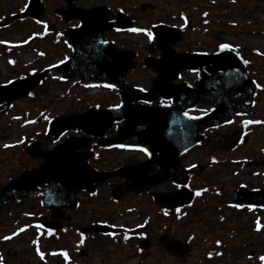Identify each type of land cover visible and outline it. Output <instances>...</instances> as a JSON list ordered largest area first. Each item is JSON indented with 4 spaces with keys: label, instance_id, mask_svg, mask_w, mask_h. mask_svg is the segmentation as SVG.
Instances as JSON below:
<instances>
[{
    "label": "flooded vegetation",
    "instance_id": "af4514ba",
    "mask_svg": "<svg viewBox=\"0 0 264 264\" xmlns=\"http://www.w3.org/2000/svg\"><path fill=\"white\" fill-rule=\"evenodd\" d=\"M7 1L13 5L10 13L20 11L28 3V0ZM42 2L40 20L28 18L19 22L21 25L13 23L6 28L7 33L24 32L27 27L30 32L29 36L23 34L24 41H14V46L0 43L4 61L0 68L6 69V73L0 75V83L29 75L28 65L19 55L30 46L35 45L40 50L33 60L39 59L30 65L34 71L71 58V33L80 24L75 10L108 6L114 15L121 11L127 14L128 19L123 20L131 22L133 29L143 23L147 32L142 34V39L131 29L106 30L102 34L126 55L120 61L107 53V48L98 50L95 53L102 66L96 73L116 80L120 88L98 85L90 96L96 97L102 109L119 105L122 94L133 104L115 121H102L100 112L96 127L91 120L83 133L70 130L63 135L60 141L71 137L79 141L76 156L78 166L83 169L73 171L74 179L72 171L66 172L65 185L58 187L64 190V196L51 192V209L41 205L39 196L23 198L3 208L0 217L6 225L0 233L3 264H264L260 259L264 257L261 58L256 57L251 48L247 49L249 53L242 50L249 61L251 78L260 85L253 106L233 115L231 123L205 130L199 145L178 156V149L172 145L175 140L165 138L158 126L167 122L175 126L182 115L174 112L160 120L161 112L151 114L147 104L140 103L144 98L153 97V94L141 96L151 91L157 78L146 61L160 58L159 43L180 53L214 52L220 44L215 41L210 25L202 24L199 29V21L194 23L189 11L185 14L184 9L166 11L165 2L144 9L141 4L149 0L140 1L138 5L136 0ZM159 24L169 27L160 36L152 34L149 39L151 27ZM193 31L198 35H193ZM87 70H90L88 62L75 68L68 80L51 75L41 87V96L51 88V103H41L37 91L31 97L13 102L8 112L0 116V188L43 161L27 150L31 141L44 150L57 145L58 142L50 141L43 134L48 113L52 119L56 112L81 113L92 106L85 105L80 110L81 94L87 95V90L90 91L81 83ZM168 76H172L168 78L169 83L187 82L199 91L196 72L178 71ZM140 88L146 91L140 92ZM164 95L165 92L160 91L154 97L159 99ZM163 101L162 104L168 103V100ZM199 108L214 106L197 102L192 104L190 113L201 114L194 111ZM34 109H38L34 113L35 125H25L23 114L33 113ZM245 120L261 123L245 125ZM25 128L42 134L26 142ZM229 137L235 144L224 146ZM140 148H146L150 155ZM96 173L103 176L97 185L94 184ZM73 183H84L87 188L73 194ZM177 183L181 184L179 189L175 187ZM197 191L201 192L199 197L195 195ZM45 222H51V228L45 226ZM14 227L17 230L27 227V230L16 235L7 233L15 231ZM5 236L12 238L4 240ZM37 250L44 254L43 259Z\"/></svg>",
    "mask_w": 264,
    "mask_h": 264
},
{
    "label": "water",
    "instance_id": "95a60500",
    "mask_svg": "<svg viewBox=\"0 0 264 264\" xmlns=\"http://www.w3.org/2000/svg\"><path fill=\"white\" fill-rule=\"evenodd\" d=\"M100 9L101 8H95L84 13V18L89 19V21L84 24L83 32L92 35L95 33H100L105 29L120 28L117 26V20H122V17H113L111 20L108 18L111 16L108 13L101 14ZM32 10L33 7L27 9L23 13L13 15L11 17V20H16L32 15ZM99 18L101 19V21H99ZM3 24L0 23V27ZM159 28L160 27H158L157 30ZM159 31L160 30H158V32ZM88 44H90L89 41H87L86 45ZM122 55L124 54L117 51L114 53V56L116 58ZM164 57L167 58V55H164ZM183 57L194 58L186 55H184ZM198 58L199 60H195L193 64H195L196 66L205 65L209 67V71L204 73V78L207 81L208 77H210V81H212V83H215V85L212 87V97H208L206 95V97H198V99L204 102L214 103L217 106L215 112L207 116H201L202 118L199 119L200 127L204 126L202 124V121L204 120H207L211 124H221L227 118L230 111L238 112L242 108H247L251 105L254 97V86L249 82L247 77L246 64L243 62L241 55L236 50L231 48V50H225L223 52L218 51L214 54H199ZM237 59H239V61ZM115 63H117V61ZM153 63L154 62H151L150 64L154 66ZM164 63L166 66L169 64L166 60H164ZM68 64L69 63L65 64V66H62L59 69L62 70ZM47 72L51 73V69H48L43 73L41 72L39 74H36L31 78H26L18 82L0 86V112H3L12 100L27 95L30 90L38 86L46 76ZM159 73L161 74V79L165 80L166 76L162 75H164L166 71H159ZM227 76L228 78H232L233 80H235L234 82H239L242 85H246V89L243 88L244 91H238L235 87L229 88L227 83ZM207 91L208 90L205 88V93H208ZM230 102H232L233 104L231 107L229 106ZM88 114L66 116L52 123L53 129L56 128L60 130L67 127H79L80 129L83 125L84 117ZM45 157L47 161L45 164H42L41 168L28 173H24L0 190V209L3 205L23 196L35 195L40 193L43 194L45 203L51 204V196L47 194H51V180L54 179V171L52 167L54 158L51 152L47 153ZM72 162H74V159L72 160Z\"/></svg>",
    "mask_w": 264,
    "mask_h": 264
},
{
    "label": "rangeland",
    "instance_id": "374dc122",
    "mask_svg": "<svg viewBox=\"0 0 264 264\" xmlns=\"http://www.w3.org/2000/svg\"><path fill=\"white\" fill-rule=\"evenodd\" d=\"M143 0H136V5ZM154 4L166 3V11L172 9L187 10L191 13V18L194 23L202 21L201 15L209 10L208 18L211 21V27L214 26L215 41L220 42L225 40L232 45H238L244 47V50L248 52V48H254L261 57V67L263 68V81H264V0H149ZM116 0H114V3ZM7 0H0V13L10 10ZM144 25L143 23H139ZM201 29V25L198 26ZM12 31V30H11ZM30 30L18 33H0L1 38L6 40H23L24 33L29 34ZM195 32V33H194ZM193 35H198V32L193 31ZM138 39L144 38L137 35ZM249 53V52H248ZM34 54V52H32ZM28 58L25 61H29L30 54H27ZM24 61V62H25ZM3 61L0 57V66ZM6 73V69L0 68V75ZM51 102V91L48 92L47 97ZM57 101H59L56 98ZM75 101V100H73ZM77 102V101H76ZM48 104V103H47ZM84 106H82L83 108ZM81 108V109H82ZM30 134V132L28 131ZM28 134V136H29Z\"/></svg>",
    "mask_w": 264,
    "mask_h": 264
},
{
    "label": "snow or ice",
    "instance_id": "6c2138e0",
    "mask_svg": "<svg viewBox=\"0 0 264 264\" xmlns=\"http://www.w3.org/2000/svg\"><path fill=\"white\" fill-rule=\"evenodd\" d=\"M204 15L206 16L207 13H205ZM205 23H207V21H205ZM77 27H80V26L77 25ZM131 31H133V32H139V31H141V29H131ZM148 36H149V39H151V38H152V33L149 32V33H148ZM65 43H67V42H65ZM69 47H71V45H69ZM218 47H219L220 51H222V52L225 51V50H231V46H230L229 44H226V43H221L220 45H218ZM41 55H43V53H41ZM66 59H68V58L66 57L65 60H66ZM65 60H61L60 63L63 64V63L65 62ZM243 62H244L245 64H248V63H249V61H247V60H244ZM10 63H11V61H10ZM196 71H197V75H198V70H196ZM253 83H256V82L253 81ZM256 86H257V87H260L259 84H257ZM104 87L112 89V88H115V85L109 83V84H105ZM189 87H191V86H189ZM139 91H140V92H144V91H146V90H145L144 88H140ZM28 95L31 96L32 93H28ZM171 102H172V101L169 99L167 105H165V106L170 105ZM140 103H141V104H148V103H150V101H149L148 99H143V100L140 101ZM161 103H164V101L162 100ZM116 107L119 108L120 105H116ZM194 111H197V112L201 113L203 116H207V115H209L210 113L215 112L216 109H215V108H207V109H205V108H199V109H195ZM183 115H184L188 120H199V119L202 118V117L199 116V115H189V112H188V111H184V112H183ZM237 115H239V113H237ZM45 119H47V117H45ZM231 122H232L231 120H228V121H227V123H231ZM252 123H261V122H260V121H252V120H245V121H244V124H245V125H249V124H252ZM5 147H7V145H6ZM120 147H123V145H120ZM139 150H140L141 152H144V153L147 154V155H150V153H148V151H147L146 148H140ZM185 150H187V149H185ZM192 167H195V165H193ZM175 187H176L177 189H179V188L181 187V184H180V183H177V184L175 185ZM185 187H187V185H185ZM203 191H207V189H204ZM92 194L95 195V193H92ZM195 195L199 197V196L201 195V192H200V191H197V192L195 193ZM176 211L179 212L180 210H179V209H176ZM165 214H167V213H165ZM19 231H20V232H23L24 229L21 228ZM13 235H16V233H14ZM107 235L111 236L112 233H107ZM11 238H12V237H10V236H5V237H3L4 240H10ZM125 239H127V237H125ZM82 242H83V241H82ZM33 243H35V241H34ZM217 243L219 244V241H218ZM37 254L41 257V259H43V255H44L43 253H41V252H39V250H37ZM64 255H65V259H67V254H64ZM217 255H219V253H217ZM260 259H261V260H264V257H260ZM0 264H3V260H2V258H0Z\"/></svg>",
    "mask_w": 264,
    "mask_h": 264
}]
</instances>
